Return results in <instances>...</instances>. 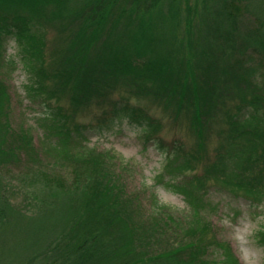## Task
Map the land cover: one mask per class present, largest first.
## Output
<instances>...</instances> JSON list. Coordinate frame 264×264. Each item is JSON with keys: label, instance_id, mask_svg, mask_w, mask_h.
<instances>
[{"label": "trees", "instance_id": "trees-1", "mask_svg": "<svg viewBox=\"0 0 264 264\" xmlns=\"http://www.w3.org/2000/svg\"><path fill=\"white\" fill-rule=\"evenodd\" d=\"M236 1L0 0V57L3 36H14L30 74L28 98L45 106L36 147L30 129L12 126V67L1 58L0 240L21 244L20 264H241L206 213L207 180L250 204L264 201V0H245L255 25L244 33ZM249 48L262 54L257 75L244 65ZM130 95L159 101L194 138L170 149L165 165L185 174L202 162L186 186L176 185L193 208L186 227L172 215L148 217L104 153L82 143L78 116L94 107L99 121L122 112L142 118L152 135L160 121L128 104ZM47 156L71 164L73 185L42 170ZM29 162L40 168L21 178L43 183L31 214L11 203L2 175ZM180 224L189 239L159 249L155 236Z\"/></svg>", "mask_w": 264, "mask_h": 264}, {"label": "rangeland", "instance_id": "rangeland-1", "mask_svg": "<svg viewBox=\"0 0 264 264\" xmlns=\"http://www.w3.org/2000/svg\"><path fill=\"white\" fill-rule=\"evenodd\" d=\"M189 2L192 5L195 0ZM236 2L239 7L236 13V27L244 33L249 28H253L255 22L253 15L246 9L245 0ZM198 6H201L200 2ZM3 37L1 43L4 50L0 61L3 58L8 64L6 67L3 66L5 70L12 67L10 76L6 80L11 97V123L15 128L22 126L30 129L34 144L38 147L41 133L40 119L44 114L45 106L39 104L40 102L34 103L28 98L26 85L31 83L30 74L23 67L14 36ZM245 55L244 65L252 69V75L259 74L258 65L262 54L249 48ZM113 97L117 101V107H121L124 101L117 93H114ZM127 102L143 106L152 120L154 118L160 121V127L146 137L148 126L144 119L122 112L123 114L120 113L118 116L109 114L106 119L104 118L105 120L99 121L102 116L97 115L98 109L94 107L78 116L82 143L104 153L107 160L111 161L113 170L117 175L119 174L120 180L126 183L128 192L138 193V203L151 211L148 217L161 216V213L172 215L176 223L182 222L186 227L193 219V208L190 207L182 191L176 190V185L186 186L188 175L201 171L202 162L199 161L196 168L185 174L183 171L171 173L166 170L165 165L170 149H174L180 141L186 147H190L194 138L182 124L183 120L180 124L173 123L163 113L159 101L152 102L147 97L139 99L130 95ZM215 143V139L208 142L209 159H213L212 149ZM40 157L43 159L45 155L40 154ZM47 159L49 164L54 161L55 163L48 165L46 161L41 168L45 173H50L51 179L63 185L74 184L76 175L70 163L53 160L50 156H47ZM39 168L37 163L29 162L26 165L9 166L2 170L11 203L28 214L38 209L39 195H34V192L39 194L43 183L41 185L35 183L36 186L33 187L31 181L28 178L22 179L20 174L23 176L24 171H37ZM29 175L32 177V174ZM209 183L211 186L209 185L206 190L208 197L206 213L210 215V227L214 228L219 239H224L231 245L241 264H264V238L261 235L264 232V201L260 199L261 202L250 204L242 196L233 195L214 185L213 180H207V184ZM137 217L143 221L147 219L146 214ZM168 225L173 228L174 222H168ZM185 230L186 228H182L180 224L176 229L178 232H161L160 236H155L157 244L160 245L159 249L162 247L178 249L181 243L189 239V236H184ZM4 237L5 239L0 240V264H20L21 244L16 240L6 239L7 236L2 238Z\"/></svg>", "mask_w": 264, "mask_h": 264}]
</instances>
